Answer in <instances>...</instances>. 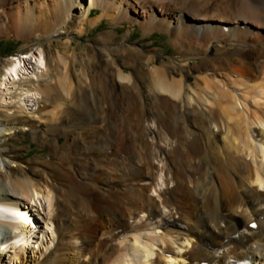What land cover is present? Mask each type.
I'll return each mask as SVG.
<instances>
[{
	"label": "bare ground",
	"instance_id": "6f19581e",
	"mask_svg": "<svg viewBox=\"0 0 264 264\" xmlns=\"http://www.w3.org/2000/svg\"><path fill=\"white\" fill-rule=\"evenodd\" d=\"M94 9L100 10L95 16ZM103 19L114 26L127 20L138 23L145 35L153 31L166 33L173 46L188 55L177 69L150 68L155 88L166 95L167 115L171 119L166 130L171 142L176 143L159 148L170 177L167 182L175 183L173 189L163 191L161 205L175 210L174 214L187 222H182L181 230L185 233L174 235V227L181 220L173 218V211L166 213L172 219L158 222L164 228L171 225L170 231L154 236L152 231L160 226L148 232L145 225L136 228L123 252L105 264H184L182 257L188 259V264H238L240 260L264 264V103L256 101L264 100V0H0V39L13 37L29 42L52 38L61 35L59 31L68 33L74 22L79 24V35L85 32L86 25L95 27ZM113 34L109 30L101 35L103 44L113 40ZM128 46H114L110 54L124 52L135 66L144 56ZM61 52L55 57L57 81L52 84L48 82L53 78V70L43 47L9 58L0 68V110L11 115V104H16L17 111L37 116L40 99H49L53 93L57 106L46 110V115L64 113L63 95H68L73 87L66 80L70 72L65 53ZM146 57L147 61H154L153 57ZM189 58L200 61L192 66ZM217 69L229 81L228 87L211 81L210 73ZM193 71L205 73L200 80H194V87L189 83ZM123 73L119 71L117 76L126 88L123 82L129 81V76ZM43 81L47 82L44 86ZM251 90L253 93H249ZM257 95L259 98L255 99ZM248 99H253L260 109L250 112L242 123L235 111L249 109ZM179 104L181 119L175 124L173 112ZM47 119L40 122L46 123ZM67 124L68 131L74 134L75 122ZM253 124L258 128H252ZM17 129L15 122L0 119V264L26 263L27 257L49 251L56 238L54 188L30 177L13 176L15 156L3 142L6 135ZM31 133L33 138L39 137V130ZM58 141L59 137L55 145ZM177 146L184 153L182 157L178 156ZM104 148L109 146L89 144L76 150L98 152ZM142 172L132 175L141 176ZM188 179L193 188L187 185ZM103 195L108 200L102 210L109 228L123 226L124 203L133 206V213H145L148 220L164 213L143 191L120 200L106 186ZM251 222H255V228L249 226ZM190 237L196 238L190 250L181 251L185 244H178L176 249L172 246L179 240L190 244ZM224 241L228 243L223 244ZM156 244L160 251H155ZM217 245H228L221 258L216 256ZM74 253L68 250L67 259L72 264L77 261L71 257ZM63 263L57 258L52 262Z\"/></svg>",
	"mask_w": 264,
	"mask_h": 264
},
{
	"label": "rangeland",
	"instance_id": "374dc122",
	"mask_svg": "<svg viewBox=\"0 0 264 264\" xmlns=\"http://www.w3.org/2000/svg\"><path fill=\"white\" fill-rule=\"evenodd\" d=\"M99 12V9H94L92 15L95 16ZM77 24L74 22L68 33L59 31L61 35L57 34L52 38L43 37L32 39L29 42L16 40L13 37L0 39V68L12 56H18L20 53L41 46L45 50L47 63L53 70L51 73L53 78L51 77V81L48 82L52 84L57 81L56 73H54L57 67L55 57L58 52L62 51L60 54L65 53L66 66L70 72L66 80L73 87L68 95H63L65 98L64 113L61 112V114L46 115L47 111L57 106L58 101L54 99L53 93L49 99L45 97L40 99L37 106L39 110H35L37 116L33 113L17 111L14 109L16 104H11L13 109L11 115L0 110V119L11 124L15 122L19 128L6 135L3 142L9 147L10 154L15 156L14 160L17 165L13 166L14 178L30 177L36 182L51 185L57 196L53 217L56 230L54 245L41 255L27 257L26 263L23 264H52L55 258L58 262H64L63 264H72L67 259L68 250L75 252L74 256L71 255L77 258L75 264H105L123 252L125 245L130 243L128 238H131L136 228L145 225V230H147L145 232H148L151 228L160 226V229L155 228V231H152L151 234L154 236L170 231L171 225L164 228L159 223L161 219H172L166 213L171 214L170 212L173 211V218L181 220V223L178 222L179 224L174 227L175 230H172L173 233L175 232L174 235L177 233L183 235L185 231L181 230L182 222L187 225V222L179 219L178 214H174L175 210L166 209L161 205L163 191L173 189L175 183L167 182L170 177L164 156L160 154L159 148H169L175 146L176 143L171 142L166 130V124L171 120L167 115L166 95L155 88L150 70L153 66H163L167 70L175 69V67L177 69L180 61L188 55L173 46L166 33L153 31L150 35H145L138 23L128 20L114 26L109 20L103 19L95 27L90 28L86 25L85 32L79 35L76 33L79 25ZM109 30L114 32L113 40L103 44L101 35L107 34ZM68 40L71 43L68 44ZM120 44L129 45L131 49H134V53L140 50L144 58L132 66L131 60L124 55V52L117 53V55L110 54V50L114 46H121ZM145 55L153 57L154 61H147ZM198 59L189 58L191 65L198 63L200 61ZM119 71L129 76V81L123 82L127 84L126 88L118 81ZM217 72L220 71L217 69L210 73L211 81L217 82L216 84L222 83L218 84L220 87H228L227 78ZM197 73L193 71L189 76V83L193 87L195 81L200 80V77L205 74ZM209 73L206 72L207 75H210ZM176 74L179 76V72ZM44 83V81L41 82L43 86ZM228 90L231 89L228 88ZM249 93H253L252 90ZM258 98L257 95L255 99ZM248 100L249 109L241 110L240 108L235 111L239 113H236L239 119L236 118L242 123L246 121L250 112L260 109L253 99ZM259 100L256 101L264 103V100ZM180 113L182 110L179 104L173 112L172 120L175 124L181 119ZM40 119H47V122L41 123ZM71 121L75 122L76 126L74 134L68 131L70 127L67 123ZM257 126L253 124L252 128L256 129ZM212 128L216 132L217 129ZM36 129L39 130V137L33 138L31 131ZM150 129L154 132L151 133ZM47 131L52 132L50 134ZM55 136L59 137L57 146ZM255 138L259 140V137ZM88 143L93 146L107 145L109 148L98 152L76 150L88 146ZM177 148L178 156L182 157L183 151L179 146ZM184 162H187L186 159ZM138 171H143V175H132ZM186 183L193 188L191 179H188ZM106 186H109L111 192L119 199L121 198L120 200H125L132 193L143 191L164 212L162 217L148 220L145 213H133V206L129 207V204L124 203L121 208L123 226L117 229L106 227V217L102 210L108 201L106 197H103ZM148 221L153 222L154 225L147 226ZM241 231L246 235L249 234L245 229ZM190 239V244H182V240H179L172 246L175 248L179 247L178 244H185L186 248L181 247V251L187 248L190 250L196 238L190 237ZM225 243L227 244L228 241L223 242ZM227 246L217 248L218 258L222 257L226 249L224 247ZM78 247L81 248L79 252ZM158 248L159 245L156 244L155 251H160ZM182 258L184 264L189 263L188 259Z\"/></svg>",
	"mask_w": 264,
	"mask_h": 264
}]
</instances>
